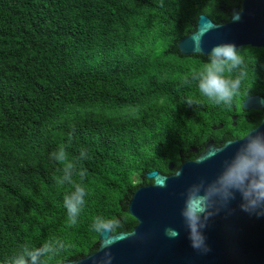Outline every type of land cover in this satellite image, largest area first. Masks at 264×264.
<instances>
[{"label":"trees","instance_id":"trees-1","mask_svg":"<svg viewBox=\"0 0 264 264\" xmlns=\"http://www.w3.org/2000/svg\"><path fill=\"white\" fill-rule=\"evenodd\" d=\"M240 2L0 0V264L49 242L54 251L38 264L94 253L96 216L118 219L120 232L136 225L128 202L152 184L146 173L174 174L209 141L221 147L260 124L264 111L241 103L264 98V49H239L243 95L226 107L203 97L192 79L207 56L177 48L200 15L225 24ZM57 149L63 162L50 159ZM68 164L89 193L71 226L63 196L72 185L57 183Z\"/></svg>","mask_w":264,"mask_h":264},{"label":"water","instance_id":"water-1","mask_svg":"<svg viewBox=\"0 0 264 264\" xmlns=\"http://www.w3.org/2000/svg\"><path fill=\"white\" fill-rule=\"evenodd\" d=\"M232 13L225 24L200 15L195 32L177 44L180 54L207 56L224 43L238 50L246 46L264 49V0H241ZM241 109L264 111V98L248 97ZM231 120L234 125L236 117ZM257 133L264 134V118L254 129L253 134ZM238 147L236 139L221 147L209 141L195 160L182 163L174 174L146 173L152 184L138 187L128 202V213L136 221L132 230L98 237L94 253L63 264H264V214L244 211L238 194L213 197L201 219L203 244L199 248L193 247L182 215L187 193L197 189L203 193L213 185ZM168 169H173L172 163Z\"/></svg>","mask_w":264,"mask_h":264},{"label":"clouds","instance_id":"clouds-1","mask_svg":"<svg viewBox=\"0 0 264 264\" xmlns=\"http://www.w3.org/2000/svg\"><path fill=\"white\" fill-rule=\"evenodd\" d=\"M197 55H199L197 53ZM246 63L244 57L231 43H224L212 48L207 54V61L203 70L194 74L192 79L196 81L199 93L217 106H231L234 101L243 95L241 83L245 76ZM192 103V100L188 101ZM255 125H249L245 132L236 137L239 147L236 149L228 164L213 182V185L223 181L219 187L209 185L203 193L190 190L185 198L182 215L188 225L190 238L194 248L203 244V236L200 232L201 219L205 217L212 199L215 196L234 197L239 195L244 211H255L257 215L264 214V134H253ZM50 159L63 162L65 153L63 149H57L49 154ZM86 158V152L81 151L79 160ZM239 165V167H237ZM73 164L63 168V174L57 179L60 185H72V191L64 194L63 207L67 213V223L75 225L86 204L89 195L86 188L74 183L72 180ZM83 176V172H81ZM122 225L118 219L104 216H96L90 229L101 238H110L121 231ZM57 247L67 251L68 246L56 239ZM53 244L46 243L41 249H23L13 264H38V257L44 253L52 252ZM26 257L28 260H26ZM46 264V262H41Z\"/></svg>","mask_w":264,"mask_h":264}]
</instances>
